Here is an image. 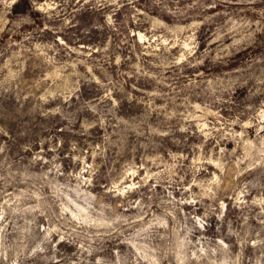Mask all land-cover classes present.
Masks as SVG:
<instances>
[{"label":"rangeland","instance_id":"rangeland-1","mask_svg":"<svg viewBox=\"0 0 264 264\" xmlns=\"http://www.w3.org/2000/svg\"><path fill=\"white\" fill-rule=\"evenodd\" d=\"M0 264H264V0H0Z\"/></svg>","mask_w":264,"mask_h":264}]
</instances>
